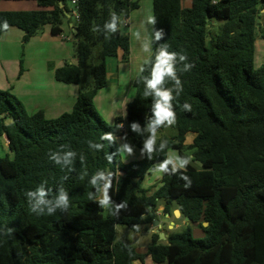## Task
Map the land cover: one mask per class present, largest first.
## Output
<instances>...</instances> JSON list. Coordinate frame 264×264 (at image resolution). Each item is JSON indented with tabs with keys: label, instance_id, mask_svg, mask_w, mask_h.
I'll use <instances>...</instances> for the list:
<instances>
[{
	"label": "trees",
	"instance_id": "1",
	"mask_svg": "<svg viewBox=\"0 0 264 264\" xmlns=\"http://www.w3.org/2000/svg\"><path fill=\"white\" fill-rule=\"evenodd\" d=\"M5 1H32L35 8L0 10V25L4 20L9 25L7 30L0 26V38L18 28L27 41L46 24L60 35L68 19L65 12L73 11L68 0H62L64 7L61 0ZM184 1L153 0L154 28H162L165 36L155 41L134 80V98L113 125L96 111L94 100L107 86V58L128 61L131 41L122 23L116 33L103 26L113 12L122 22L129 18L140 0L74 4L79 15L73 34L76 61L55 71L58 81L81 86L72 111L55 118L43 109L29 113L17 96L0 89V138L7 137L14 154L0 156V264H145L148 256L157 264H264V66L255 68L264 0H192L191 7ZM259 33L264 40V28ZM162 44L188 57L180 61L177 56L183 91L177 96L173 89L175 135L156 141L151 157L141 151L140 157L129 158L117 138L125 136L132 147H144L154 115V98L144 95V78L151 76ZM186 62L194 66L183 72ZM173 83L166 78L164 87ZM185 102L190 111L183 108ZM109 132L113 139H102ZM190 133L194 138L188 144ZM163 140L167 143L160 149ZM170 150L179 160L190 151L193 159L183 167L170 163L161 185L150 193L142 182L169 158ZM69 151L73 156L66 161ZM101 171L112 174L108 209L98 202L105 180L91 184ZM62 187L69 196L67 211L57 208L49 215L45 208L38 215L31 210L38 196L27 191L42 188L45 199L54 201ZM122 203L126 206L117 207ZM162 205L174 217L180 210L179 218L189 217L205 237L195 238L189 225L170 232L167 240L152 232L147 252L117 240L119 225L149 227L159 219Z\"/></svg>",
	"mask_w": 264,
	"mask_h": 264
},
{
	"label": "rangeland",
	"instance_id": "2",
	"mask_svg": "<svg viewBox=\"0 0 264 264\" xmlns=\"http://www.w3.org/2000/svg\"><path fill=\"white\" fill-rule=\"evenodd\" d=\"M148 2L151 5L150 0H145V4ZM28 4L33 5L35 3L30 1L21 3L20 1L2 0L0 2V10H25L27 8H35L34 5L32 7ZM67 5L71 8L70 10L73 9L74 11V7L71 5L70 0H68ZM73 11L71 13L72 21H76ZM151 12L152 6L149 10L145 7L141 14L136 13V18L138 20V23L136 24L137 32H144L146 30L148 32L150 24L148 25L147 23V17L150 16ZM131 27L133 28V26ZM153 27L154 26L152 25L150 38L152 37ZM49 28L50 25L46 24L36 36L31 37L27 41L24 40V35L19 36L18 34L20 33L17 31L8 33L12 28L5 33L8 34L0 40V45L5 48L4 69L0 74V88L2 90L10 91L17 96L29 113L44 109L48 118H55L61 113L72 111L76 101L75 97L80 92L81 86L63 83L55 78L56 69L59 68L60 65H62V61H64L62 59L69 57L65 61H76L75 42L73 39H64V35H52ZM132 28L130 31L128 25H123L121 30L124 34L130 36V32L133 31ZM262 28H264V22L259 19L258 31L260 32ZM259 32L257 37L261 38ZM133 41L134 51L132 54L130 51L128 61L133 57L134 62L139 60V64L132 65L128 61L121 59L120 56H118L119 58L108 57L107 68L108 72L112 73V78H109L111 82H109V80L107 81V86L98 91V95L94 100L96 111L110 125H113L118 117L125 116L126 105L134 98L133 81L139 73H141V69L147 61L143 56L139 59V50L137 46L135 47L137 44L136 39ZM263 57L264 51H262L259 58L256 56V60H262ZM255 68H258V63H255ZM119 70L123 72L121 74L122 77L115 78L114 75L119 74ZM150 135L151 133L149 132V136ZM173 135H175L173 127L165 124L162 129L157 130L156 141L163 139L165 136L171 137ZM193 138V133L188 134L186 143H191ZM117 139L121 148L124 144L132 146L123 136H119ZM0 143V156H5V154L9 153L10 156L13 157L14 154L9 152L8 139L6 136L0 138ZM136 151L139 152L137 153V156L135 155V157L138 158L142 153L138 148ZM123 154L125 155V153ZM168 155L172 160L173 166H179L180 160L177 153L170 150ZM187 155H191V152L187 151ZM174 159L178 161L174 162ZM161 180L162 173L155 170L146 177L142 182V186L151 189L149 192L152 193L161 185ZM158 213L159 219H162L163 217L165 218L166 214L163 205L159 208ZM105 214H107V209ZM177 216L178 218L173 215H167V218L169 217V222H166L167 224H165L167 232H181L189 225L195 238L205 237V233L196 223L190 222L187 218H179L181 216L180 214ZM171 221H174L175 224L172 228H169ZM153 228L152 225L149 227L141 226L139 229L135 230L128 226L119 225L117 227V240L136 246L140 252H147L152 240L151 233L154 232ZM162 230L164 231V229ZM147 258L148 259L145 262L146 264H157L151 259V257Z\"/></svg>",
	"mask_w": 264,
	"mask_h": 264
},
{
	"label": "clouds",
	"instance_id": "3",
	"mask_svg": "<svg viewBox=\"0 0 264 264\" xmlns=\"http://www.w3.org/2000/svg\"><path fill=\"white\" fill-rule=\"evenodd\" d=\"M118 22L119 24L122 23L120 17L116 13H112L111 19L104 24V29L107 30V33H116L118 31ZM156 18L154 16L147 17V23L150 25L156 24ZM3 29L7 30L9 25L7 20H4L3 24L0 25ZM99 30V29H97ZM153 39L152 40H145L143 44V51L148 52L150 50L151 44L153 40L160 41L165 36V31L161 29H153ZM136 37H140V33H135ZM107 38V37H106ZM179 55L180 61H188V57L183 53H178L176 51H169V46L167 44H162L156 51V59L155 63L152 67L151 76L144 78L145 83V96H152L154 98L153 101V117L151 119L150 124L148 125V131L151 135L145 140L144 147L141 149L142 152H147L151 154L156 151L155 144H156V134L157 130L167 124L168 126L173 125L176 122V113L173 109L172 100L174 99L173 96V89H176V95L178 96L183 91V85L179 76H177V56ZM194 65L192 63L186 62L183 65V72L190 71ZM143 71V68L141 69ZM169 78L174 83L172 87H164L165 79ZM185 110L190 111L191 105L185 102L183 105ZM122 127V126H121ZM131 128L133 131H137L139 129V125L135 122L132 123ZM102 139H109L112 140V133H106ZM167 143L166 140L161 141L160 149H163L165 144ZM101 147V145H97ZM120 150L127 152L130 154L132 152V148L128 144H124ZM73 156V152H66L64 154V159L66 161L69 160L70 157ZM111 156H108V159L111 160ZM59 157H57V160ZM193 157L188 155L186 158L180 160V166L183 167L184 165H188ZM172 163L171 158H166L163 162L159 164L156 168V171L160 173H165L168 170V165ZM111 173L99 172L93 176L91 184L96 186L97 179H104L105 183L103 184L102 188V198L99 199V204L104 208H109L111 203V197L108 195L109 189L111 187ZM184 179H188V176L184 175ZM186 187L188 185H185ZM26 194L30 197L38 196L35 205L31 206V210L36 214L40 215L45 213V208H47V214L51 215L55 213V210L58 208L61 211H67L70 205L69 196L67 192L62 187L60 189L59 196L53 200H46L45 199V192L42 188L37 189L36 192L27 191ZM90 198H92L90 194ZM43 206V207H41ZM124 203L118 205L117 207H125Z\"/></svg>",
	"mask_w": 264,
	"mask_h": 264
},
{
	"label": "crops",
	"instance_id": "4",
	"mask_svg": "<svg viewBox=\"0 0 264 264\" xmlns=\"http://www.w3.org/2000/svg\"><path fill=\"white\" fill-rule=\"evenodd\" d=\"M21 3L22 2H24L25 3V1H20ZM30 2H32V1H30ZM71 2V5H73V7H74V4L72 3V1H70ZM185 2V6L186 7H191V5H192V0H185L184 1ZM35 3V2H34ZM150 3H151V5L149 4V2L147 3V4H145V0H140V6H139V8L137 9V10H135V11H132L131 12V14H130V17L129 18H127V19H125L123 22H122V25H121V29H122V26L123 25H128L129 27H130V31H131V26H133V28H132V32H130V37H131V47H132V50H131V54H132V52L134 51V41L133 40H135L136 39V45H135V47L137 46V48H138V57H139V59H141L142 58V56L144 57V58H146L147 59V61L149 60V58H150V56L152 55V53H153V50H154V40H153V42H152V44H151V47H150V50L148 51V52H144L143 51V44H144V42H145V40H152L153 39V35H154V33H153V30H152V37L150 38V34H151V27H152V25H150V28L148 29V32H149V34H148V32H147V30L146 31H144V32H139L140 33V37L139 38H137L136 37V35H135V33L137 32L136 31V24L138 23V20H137V18H136V13L137 14H141L142 13V11H143V9H145V7L149 10L150 8H151V6H152V12H151V16H154V11H153V0H150ZM27 5V4H26ZM28 5H31V4H28ZM34 5V7H35V4H33ZM33 5H31L32 7H33ZM68 8H69V6H68ZM71 9V8H70ZM21 10V9H20ZM25 10H29V8H27V9H25ZM73 10V9H72ZM71 10V11H72ZM72 14L71 13H69V16H67V20H66V22L64 23V25H63V32H62V34H60V35H64V39H73V34H76V32H75V29H76V21H72V16H71ZM74 15V14H73ZM260 18L259 19H261L263 22H264V7H262V9H261V12H260ZM76 18V17H75ZM140 23V22H139ZM149 25V24H148ZM18 28H12L8 33H10V32H12V31H17V32H19L20 34H18L19 36H22V35H24V33L22 32V30H17ZM153 29H154V27H153ZM49 30H51L50 28H49ZM77 30V29H76ZM7 33V34H8ZM50 33H51V31H50ZM7 34H4L1 38H0V40L1 39H3V37L5 36V35H7ZM52 34V33H51ZM52 35H54V34H52ZM60 35H58V36H60ZM23 38V37H22ZM74 40V39H73ZM263 49V50H262ZM4 50H5V48H4V46H2V45H0V74H1V71H3V69H4ZM262 51H264V40L262 39V38H259V37H257L256 38V43H255V63H258V67H262V66H264V57H263V59L262 60H256V56H257V58H259L260 57V55H261V53H262ZM67 58H69V57H66L65 59H62V60H64V61H62V65H60V67L61 66H63L64 64H65V62H67V61H65V60H67ZM119 58V57H118ZM137 60V59H136ZM146 61V62H147ZM70 62H72V61H70ZM130 64H136V65H138L139 64V60L138 61H136V62H134V60H133V57L131 58V60L130 61H128ZM145 62V63H146ZM144 66V65H143ZM119 68V67H118ZM143 68V67H142ZM125 71V70H124ZM123 72H121L120 70H119V74H115L114 76H115V78H121L122 76H121V74H122ZM140 74V73H139ZM108 80H109V78H112V73H110V72H108ZM107 80V81H108ZM109 82H111L110 80H109ZM134 82V81H133ZM108 84V83H107ZM1 89V88H0ZM78 95V94H77ZM77 95H76V97H75V99L77 98ZM98 95V94H97ZM44 110V109H43ZM45 111V110H44ZM46 113V112H45ZM61 114H63V113H61ZM60 114V115H61ZM47 116V115H46ZM124 138H125V136H123ZM125 140H126V138H125ZM127 141V140H126ZM130 146V145H129ZM131 148H132V152L130 153V154H128L127 153V155L128 156H130L129 158H137V157H135V155L137 156V153H139V152H137L136 151V147H132V146H130ZM125 155H126V153H125ZM174 162H177V160L176 159H174L173 160ZM180 165V164H179ZM177 167V166H176ZM156 170V169H155ZM155 170H153V171H155ZM167 215H169V214H166V216H165V218L163 217L162 219H160L161 220V224H162V229H164V232L168 235L169 234V232H167L166 231V225L165 224H167L166 222H165V219L167 218ZM170 216V215H169ZM176 218H178V216L176 215L175 216ZM171 222H172V224H171ZM170 222V224H169V228H172V225L174 226V221H171ZM161 229V230H162ZM163 231V230H162ZM148 257H150V256H148ZM148 258L146 257V260H147ZM146 262V261H145ZM146 264V263H145Z\"/></svg>",
	"mask_w": 264,
	"mask_h": 264
},
{
	"label": "water",
	"instance_id": "5",
	"mask_svg": "<svg viewBox=\"0 0 264 264\" xmlns=\"http://www.w3.org/2000/svg\"><path fill=\"white\" fill-rule=\"evenodd\" d=\"M60 5L62 7H64V5H65L64 1L61 0L60 1ZM65 13L67 14V16H69V13L67 11ZM75 32L77 33V30L76 29H75ZM178 213L181 215L180 210H175V215H179ZM187 220L190 221V218L187 217ZM165 222H169V217L165 219ZM171 224H172V222H171ZM206 224L207 223H205V225ZM152 226L154 227L153 228V231L159 234V236H160L159 239L160 240H167L168 235L164 231L161 230L162 229V224H161V220L160 219H155L154 222H153V224H152ZM172 227H173V225H172Z\"/></svg>",
	"mask_w": 264,
	"mask_h": 264
},
{
	"label": "built area",
	"instance_id": "6",
	"mask_svg": "<svg viewBox=\"0 0 264 264\" xmlns=\"http://www.w3.org/2000/svg\"><path fill=\"white\" fill-rule=\"evenodd\" d=\"M71 1H72L73 4H76L78 0H71ZM214 2H216V1L214 0ZM73 14H74V16L76 17V19L79 18V15H78V12H77L76 9L73 11ZM121 126H122V127H121ZM120 127H121V129L123 130V132H125V131L127 130L125 123H122V124L120 125Z\"/></svg>",
	"mask_w": 264,
	"mask_h": 264
},
{
	"label": "bare ground",
	"instance_id": "7",
	"mask_svg": "<svg viewBox=\"0 0 264 264\" xmlns=\"http://www.w3.org/2000/svg\"><path fill=\"white\" fill-rule=\"evenodd\" d=\"M179 214V213H178Z\"/></svg>",
	"mask_w": 264,
	"mask_h": 264
}]
</instances>
